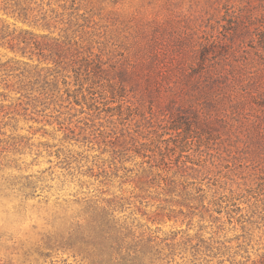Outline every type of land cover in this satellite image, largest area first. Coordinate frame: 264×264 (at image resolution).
Returning a JSON list of instances; mask_svg holds the SVG:
<instances>
[{"label":"rangeland","instance_id":"obj_1","mask_svg":"<svg viewBox=\"0 0 264 264\" xmlns=\"http://www.w3.org/2000/svg\"><path fill=\"white\" fill-rule=\"evenodd\" d=\"M0 264H264V0H0Z\"/></svg>","mask_w":264,"mask_h":264},{"label":"trees","instance_id":"obj_2","mask_svg":"<svg viewBox=\"0 0 264 264\" xmlns=\"http://www.w3.org/2000/svg\"><path fill=\"white\" fill-rule=\"evenodd\" d=\"M169 115H170L171 120L173 121V122H171L172 124L170 126L171 127L170 129L172 131L178 132L179 135L182 134L183 131H184L183 134H187L185 132L186 131H189L191 128L188 129L187 128L188 127V124L182 123V117L177 116V118L175 119V117L172 114V112H170Z\"/></svg>","mask_w":264,"mask_h":264}]
</instances>
